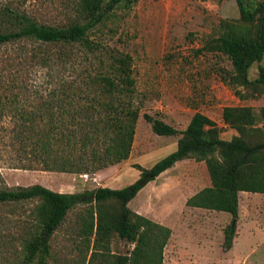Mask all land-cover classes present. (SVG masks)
<instances>
[{"label": "trees", "instance_id": "obj_1", "mask_svg": "<svg viewBox=\"0 0 264 264\" xmlns=\"http://www.w3.org/2000/svg\"><path fill=\"white\" fill-rule=\"evenodd\" d=\"M137 1L78 0L75 17L60 25L31 15L24 7L26 0H0V49L8 52L0 60V120L16 119L10 129L11 145L25 159L33 156L44 170L82 174L130 157L141 112L133 57L110 52L104 59L103 47L93 35L117 7ZM237 3L240 16L222 19L219 33L206 40L203 49L226 55L232 68L224 70V81L239 96L256 97L264 93V66H259L256 78L250 77V69L264 59V0ZM54 47L59 51H52ZM79 53L98 58L97 68L92 66L96 72L87 69L80 81L62 78L63 72L77 70ZM32 63L47 68L58 83L47 95H40L36 105H31L30 85L21 77V70ZM144 116L157 134H179L178 148L149 168L137 165L140 176L127 186L75 192L56 191L41 183L0 187V207L36 202L33 217L23 220L15 264H58L52 241L70 211L79 206L83 209L78 213L77 234L65 245L75 264H164L172 228L135 211L129 203L163 171L189 158L205 162L211 185L189 197L187 205L230 213L224 232L226 247H232L240 192L264 193V106L259 111L252 106H225L223 120L238 132L229 140L221 137L216 120L200 111L183 130L150 113ZM115 235L134 245L129 253L113 251Z\"/></svg>", "mask_w": 264, "mask_h": 264}, {"label": "rangeland", "instance_id": "obj_2", "mask_svg": "<svg viewBox=\"0 0 264 264\" xmlns=\"http://www.w3.org/2000/svg\"><path fill=\"white\" fill-rule=\"evenodd\" d=\"M77 2L26 0L24 7L41 22L63 25L75 17ZM239 16L237 0H138L129 6L121 4L93 38L100 41L106 60L110 52L129 53L133 57L141 112L130 157L97 172H88L87 178L84 173L44 170L33 156L25 159V154L11 145L10 129L16 119L5 116L0 120V187L41 183L56 191L75 192L99 186L122 188L135 182L140 176L137 165L153 166L178 148L180 136L154 132L145 112L183 130L194 113L200 111L216 120L222 128V138L231 139L238 132L224 122V107L244 105L259 111L264 106V93L248 98L239 96L222 77L225 69L232 68L229 58L220 52L204 50L203 46L219 33L222 19ZM52 51H59V47ZM7 53L5 48L0 49V60ZM79 54L75 72L68 70L60 74L61 64L54 72L62 78L79 81L87 69L95 73L98 58ZM260 65L264 66V59L252 65L251 78L258 76ZM48 73L47 68L35 63L21 70V77L30 85L31 105L38 104L42 100L40 95H47L58 84ZM192 165L196 170L189 169ZM175 174L181 180L182 176L188 180L195 175V183L187 185L191 191L210 179L205 162L196 163L192 159L178 166ZM153 184L138 192L130 204L132 209L144 202ZM35 205L34 200H28L0 207V264H15L19 259L23 220L33 217ZM146 208L152 215L162 211L159 202L154 200ZM82 209L79 206L70 211L52 241L58 264H75L73 253H67L69 247L65 245L77 234L78 213ZM176 211L168 219L173 233L164 250V264H205L206 254L211 256L209 264H264V193H240V215L231 248L226 247L224 232L232 219L230 213L194 207ZM111 247L116 253H129L134 245L115 235Z\"/></svg>", "mask_w": 264, "mask_h": 264}, {"label": "crops", "instance_id": "obj_3", "mask_svg": "<svg viewBox=\"0 0 264 264\" xmlns=\"http://www.w3.org/2000/svg\"><path fill=\"white\" fill-rule=\"evenodd\" d=\"M189 159L195 160L193 158H189ZM186 160H188V159L178 161L174 166L163 171L159 176L156 177V179L150 181L145 187H147L149 184L154 182L153 186L151 187L149 192L146 194L144 202L142 204H139L137 206V208H135L134 210L141 213V214H144L150 218L152 217V218H154L155 221L168 226V224H169L168 219H170L171 213H176L177 212L176 210L178 208H180V210H182V212H183L185 207H192V206L187 205L188 198L191 197L192 195H194L196 192H198L204 186L211 185V180L209 178H208V180L206 179L205 185H199L198 188H196L194 190L192 189V191H191L189 189L190 187H188L187 185H189V184L193 185V183H195V181L197 180L195 175H192L190 178H188V180L187 179L183 180L184 177L182 176V180L184 182V183H182L181 177L179 175L175 174L178 166L184 165ZM195 162L199 163L200 161L195 160ZM189 169L192 171L196 170V166L192 165ZM198 183H201V181H199ZM45 186L50 187L49 185H45ZM153 187L155 188L154 191H152ZM70 192H74V191H70ZM242 192H247V191H241L240 193H242ZM150 193L152 195H150ZM132 200L130 201L129 205L131 204ZM150 200L158 201L160 210H162V211H160L154 215L150 214L146 208L147 204ZM194 208L206 209V208H200V207H194ZM207 210H210V209H207ZM167 211H169V214ZM214 211H216V210H214ZM168 215H169V217H168ZM210 257L211 256L208 254H206V256H204V260L207 262L205 264H209ZM213 263L214 262H211V264H213Z\"/></svg>", "mask_w": 264, "mask_h": 264}, {"label": "built area", "instance_id": "obj_4", "mask_svg": "<svg viewBox=\"0 0 264 264\" xmlns=\"http://www.w3.org/2000/svg\"><path fill=\"white\" fill-rule=\"evenodd\" d=\"M83 176H84L85 178H87V177H89V174H88V173H84Z\"/></svg>", "mask_w": 264, "mask_h": 264}]
</instances>
